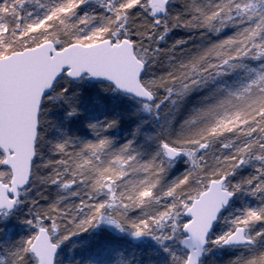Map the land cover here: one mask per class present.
I'll list each match as a JSON object with an SVG mask.
<instances>
[{
    "label": "snow or ice",
    "instance_id": "obj_1",
    "mask_svg": "<svg viewBox=\"0 0 264 264\" xmlns=\"http://www.w3.org/2000/svg\"><path fill=\"white\" fill-rule=\"evenodd\" d=\"M0 264H264V0H0Z\"/></svg>",
    "mask_w": 264,
    "mask_h": 264
}]
</instances>
